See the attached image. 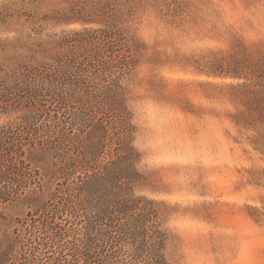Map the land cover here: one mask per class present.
Wrapping results in <instances>:
<instances>
[{
  "label": "trees",
  "instance_id": "16d2710c",
  "mask_svg": "<svg viewBox=\"0 0 264 264\" xmlns=\"http://www.w3.org/2000/svg\"><path fill=\"white\" fill-rule=\"evenodd\" d=\"M154 3L173 18L189 6L2 0L0 32L13 35L0 38V115L14 117L0 125V264H174L165 203L136 191L145 176L124 85L146 54L130 26ZM230 75L253 78L235 85L252 116L235 123L254 131L264 156V58ZM11 204L25 213L12 220Z\"/></svg>",
  "mask_w": 264,
  "mask_h": 264
},
{
  "label": "rangeland",
  "instance_id": "374dc122",
  "mask_svg": "<svg viewBox=\"0 0 264 264\" xmlns=\"http://www.w3.org/2000/svg\"><path fill=\"white\" fill-rule=\"evenodd\" d=\"M180 1L189 6L174 18L141 6L130 26L146 46L124 81L145 176L136 191L165 203L174 264H264V174L256 179L264 156L253 149L254 131L235 123L252 117L250 96L235 85L253 78L230 75L264 58V0ZM13 117L0 115V125ZM4 210L12 220L25 213L19 204Z\"/></svg>",
  "mask_w": 264,
  "mask_h": 264
}]
</instances>
